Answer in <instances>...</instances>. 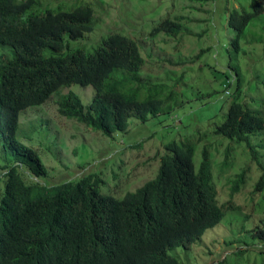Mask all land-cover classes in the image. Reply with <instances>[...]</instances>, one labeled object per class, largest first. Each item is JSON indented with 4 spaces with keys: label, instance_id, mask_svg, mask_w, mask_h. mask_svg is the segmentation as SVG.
Listing matches in <instances>:
<instances>
[{
    "label": "trees",
    "instance_id": "trees-1",
    "mask_svg": "<svg viewBox=\"0 0 264 264\" xmlns=\"http://www.w3.org/2000/svg\"><path fill=\"white\" fill-rule=\"evenodd\" d=\"M38 0H0V44L11 48V58L0 64V146L6 162L0 167V264H181L168 250L188 246L218 223L232 199L218 202L212 183V143L204 142L197 169L193 155L206 134H188L164 145L156 175L121 197L103 192L93 173L75 181L26 183L19 172L25 166L35 177L47 173L38 152L16 138L19 112L44 102L59 87L91 85L90 103L83 104L73 91L56 99L59 115L110 137L125 131L132 117L144 122L169 112L177 91L165 83L142 80L144 58L137 43L119 32H110L92 51L75 48L60 54L68 39L90 32L93 9L87 4L54 10L29 11ZM264 11L259 0L249 8H234L227 24L236 52L240 38L253 18ZM178 33L180 18H163L152 32ZM45 48L49 53L44 54ZM239 72L232 99L222 121L211 135L242 143L262 173L252 193L264 187V165L252 141L264 155V116L242 100ZM228 149L219 171L229 167ZM215 161V160H214ZM243 168L231 180L230 194L247 181ZM221 173V172H220ZM254 232L264 238V229ZM245 248L234 252L241 253ZM211 264H229L225 257ZM238 264V263H232Z\"/></svg>",
    "mask_w": 264,
    "mask_h": 264
},
{
    "label": "rangeland",
    "instance_id": "rangeland-1",
    "mask_svg": "<svg viewBox=\"0 0 264 264\" xmlns=\"http://www.w3.org/2000/svg\"><path fill=\"white\" fill-rule=\"evenodd\" d=\"M259 1L264 5V0ZM74 4L90 5L96 22L82 37L68 39L60 54L75 48L92 51L108 33L119 32L139 47L144 58L141 79L175 87L176 101L170 102L169 112L150 116L144 122L131 117L125 131L107 137L57 112L55 99L59 95L73 91L88 104L92 86L59 87L41 104L19 112L16 138L34 148L47 169L45 176L35 177L21 165L22 179L28 184L40 181L47 185L93 173L100 177L103 192L121 197L156 175L166 143L180 141L188 134L208 133L205 141L196 145L194 167H198L203 143L211 142L212 183L218 202L232 199L234 208L226 209L221 220L199 239L186 247L171 248L168 253L181 264H211L223 257L229 264H264V238L254 232L255 225L264 229V187L251 192L262 170L245 144L210 134L232 99L235 71L239 72L242 90L239 101L264 116V11L245 28L238 52L230 44L234 33L227 16L234 8L248 9L249 0H38L29 11ZM165 17H179L180 32H152ZM49 52L48 48L43 51ZM11 56V48L0 44V64ZM261 137L251 139L264 165L263 151L256 146ZM226 149L229 167L219 171L218 163ZM5 162L0 146V166ZM245 167L246 183L239 192L230 194L234 174ZM238 248L245 250L237 254L234 251Z\"/></svg>",
    "mask_w": 264,
    "mask_h": 264
}]
</instances>
